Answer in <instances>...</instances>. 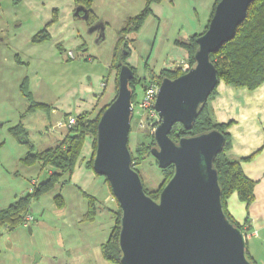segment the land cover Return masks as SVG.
I'll return each mask as SVG.
<instances>
[{
    "label": "rangeland",
    "instance_id": "374dc122",
    "mask_svg": "<svg viewBox=\"0 0 264 264\" xmlns=\"http://www.w3.org/2000/svg\"><path fill=\"white\" fill-rule=\"evenodd\" d=\"M214 2L149 3V13L138 30L123 33L130 51L126 62L140 78L145 77L142 82L159 81L162 69L175 74L188 69L186 50L176 40H188L197 30L201 33ZM75 6V0H0V210L31 194L52 172H60L49 171L39 160H24L28 154L53 148L56 138L71 128H59L57 122H64L94 92L106 96L113 89L115 94L123 48L119 33L129 18L145 8L146 0H93L92 16L104 24L105 36L100 40L97 31L87 32L88 20L74 16ZM43 28L49 37L33 41ZM141 85L135 86L132 101L128 146L133 155L140 142L149 143L143 136L151 134L145 128L148 118L136 115ZM85 87L94 91L88 93ZM15 129L23 133L25 142ZM87 140L72 172H60L48 191L31 197V230L22 224L0 226V262L56 264L58 257L69 264H113L103 258L101 245L111 233L118 205L105 177L87 166ZM133 166L146 189L160 191L169 179L151 154L141 161L133 159Z\"/></svg>",
    "mask_w": 264,
    "mask_h": 264
},
{
    "label": "water",
    "instance_id": "95a60500",
    "mask_svg": "<svg viewBox=\"0 0 264 264\" xmlns=\"http://www.w3.org/2000/svg\"><path fill=\"white\" fill-rule=\"evenodd\" d=\"M252 0H219L205 31L196 39L193 64L159 83L154 109L160 120L152 133L150 154L157 166H173L158 197L144 190L131 165L128 147L133 115L131 67L122 63L115 97L96 124L92 169L106 178L120 208L118 246L122 264H256L246 255L243 231L226 216L213 160L224 145V135L210 129L173 140L174 124L186 130L217 86V70L210 53L233 38ZM74 16L87 20L89 11L76 5ZM103 39L101 19L88 26ZM31 230L30 225H27ZM38 260V257H36Z\"/></svg>",
    "mask_w": 264,
    "mask_h": 264
},
{
    "label": "trees",
    "instance_id": "16d2710c",
    "mask_svg": "<svg viewBox=\"0 0 264 264\" xmlns=\"http://www.w3.org/2000/svg\"><path fill=\"white\" fill-rule=\"evenodd\" d=\"M151 1L159 0H146L145 8L134 17L129 18L125 22V26L121 29L122 32L119 33V40L123 42V48L121 60L120 63H118L117 65L116 71L115 82L117 84V88L118 71L120 65L122 63L127 64L126 58L130 53L127 45V40L124 39L123 33L132 30H138L143 20L147 17L149 13L148 6ZM218 1L219 0H215L209 15V19L201 33H203L207 28L209 20L214 11V7ZM92 2L93 0H75L76 5L81 4L88 9V25L95 21V17H93L94 15L92 14L93 12L90 8ZM201 33L195 32L191 34L188 40L185 41L176 40V44L180 45L186 50L189 67L193 64V53L196 48L195 39ZM48 37L49 36L46 28H43L37 34L34 35L33 41L39 42L44 39H47ZM210 59L216 67L218 82L222 81L223 83L234 87H246L249 90L258 87L264 82V0H252L249 3L246 11V16L244 20L237 26L233 38L224 42L217 49V51L210 53ZM130 67L134 74L133 78L129 81V86L132 89L133 101L136 95L135 86L138 84H142L141 86H144L146 85L147 81L142 82L141 80L145 77L140 78L137 75V72L134 67ZM158 73L159 77H175L181 74H175V72H170L167 68L160 70ZM155 75V73L151 74V76ZM160 80L158 81L159 83ZM215 88L212 90L207 100L199 110L198 115L192 125V128L186 130L182 127L180 123H176L173 125L169 135L173 140H177L180 136L192 135L210 129H217L223 133L225 138L223 148L219 153L216 154L213 160L214 166L217 169L218 173V183L221 190V202L224 212L229 218V220H231L241 230H243L242 225L238 224L227 211V199L233 193H235L237 198L248 206L254 200L253 190L255 181L245 175L241 167V158L232 157L228 154L231 142L229 134L225 131L226 125L215 122L211 117L210 109L208 107V99L214 94ZM116 92L117 89L115 91L114 97L116 95ZM110 101L104 104L95 113V115L90 111H83L75 115V124L71 128H69V131L64 137L57 140V143L53 148H48L41 152L28 154L26 155L24 160L26 162H34L35 160H39L42 162L43 165L51 166L56 171L72 172L79 157L81 148L84 144L85 138L90 137L92 139L93 150L89 160L87 161V166L92 168V160L95 150L96 124L101 112L105 109V107L109 104ZM14 132L15 134L19 135V139L21 140V142H25L24 136L22 135L23 133L20 134L19 129H15ZM146 135L143 136V139L150 140L148 141L149 143L146 144L144 142H140L137 146H135L134 155L131 154V165L133 168V159L137 158L138 161H141L143 160L146 154L150 155V148L154 144V141L152 134ZM161 171L166 173L170 177L173 172V166L169 165L166 168L161 169ZM60 172H52V174L48 178H46L40 184L34 186L31 194L25 196L22 195L18 199L10 203L6 208L1 209L0 226L6 225L9 228H14L18 225H21L24 214L26 212H29V204L31 197L38 196L41 193L48 191L52 187L53 183L57 180L58 176L61 174ZM143 190L154 199L158 197V194L160 192L158 191L159 188L158 190L153 191L150 189H146L144 185ZM89 203L92 205L91 202ZM93 213L94 211L92 207L90 213L87 215V218L91 219L93 217ZM114 216L115 223L107 241L101 245V253L103 258L106 259V261H109L113 264H122L120 262L121 253L118 246L120 217L119 206H117ZM246 255L251 261L255 263L253 258L249 255L247 248Z\"/></svg>",
    "mask_w": 264,
    "mask_h": 264
},
{
    "label": "crops",
    "instance_id": "0c3cea01",
    "mask_svg": "<svg viewBox=\"0 0 264 264\" xmlns=\"http://www.w3.org/2000/svg\"><path fill=\"white\" fill-rule=\"evenodd\" d=\"M95 76L99 77L100 75ZM101 80L100 84L104 83L102 86L105 87L106 83ZM85 88L88 93L94 91L90 87ZM113 97V89L111 94L106 96L101 91L94 92L92 97L88 95V99L79 102L76 111L68 113V115L75 116L83 111L93 113L100 105L106 104L105 102L110 101ZM208 107L212 119L226 125L225 131L229 134L231 142L228 154L241 158V167L245 175L255 181L252 203L247 206L233 193L227 199L226 207L232 218L242 225L244 232L254 231L246 238L247 250L256 264H260V261L264 264V82L249 90L246 87H234L220 81L214 94L208 99ZM64 122L58 127H67ZM66 134L67 131L63 135ZM87 138L85 145L88 160L92 154V139ZM46 167L49 171L52 170L51 166L46 165ZM39 258L38 256V260L35 259V262H38ZM55 261L56 264H69L67 260H58V257ZM0 264L11 263L0 262Z\"/></svg>",
    "mask_w": 264,
    "mask_h": 264
},
{
    "label": "built area",
    "instance_id": "2783aa9c",
    "mask_svg": "<svg viewBox=\"0 0 264 264\" xmlns=\"http://www.w3.org/2000/svg\"><path fill=\"white\" fill-rule=\"evenodd\" d=\"M102 85H104V83H102ZM158 88H159V82L157 80L151 79L147 81L146 85H144L143 87L142 96L140 100L137 102L136 115L139 114L141 116H144L145 120L148 118V120L145 123V128H147L151 134L153 133L155 126L159 123L160 120L156 110L154 109V102H155L156 94L158 92ZM75 122H76L75 116L69 115L64 123L66 124L67 127H72L75 124ZM62 124L63 122L60 121L57 126H61ZM31 220H33L32 214L30 212H26L23 216L22 225L27 226ZM253 233L254 231H250V232L247 231L244 232V236L245 238H248Z\"/></svg>",
    "mask_w": 264,
    "mask_h": 264
},
{
    "label": "clouds",
    "instance_id": "9594fccd",
    "mask_svg": "<svg viewBox=\"0 0 264 264\" xmlns=\"http://www.w3.org/2000/svg\"><path fill=\"white\" fill-rule=\"evenodd\" d=\"M183 73V72H182ZM243 231V230H242ZM243 233H244V231H243Z\"/></svg>",
    "mask_w": 264,
    "mask_h": 264
}]
</instances>
